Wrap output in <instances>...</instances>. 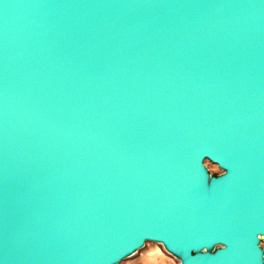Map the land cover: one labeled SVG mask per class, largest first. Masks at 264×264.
Wrapping results in <instances>:
<instances>
[{
  "label": "water",
  "instance_id": "1",
  "mask_svg": "<svg viewBox=\"0 0 264 264\" xmlns=\"http://www.w3.org/2000/svg\"><path fill=\"white\" fill-rule=\"evenodd\" d=\"M262 224L264 0H0V264H264Z\"/></svg>",
  "mask_w": 264,
  "mask_h": 264
},
{
  "label": "rangeland",
  "instance_id": "2",
  "mask_svg": "<svg viewBox=\"0 0 264 264\" xmlns=\"http://www.w3.org/2000/svg\"><path fill=\"white\" fill-rule=\"evenodd\" d=\"M210 173L219 174L221 170L217 165L205 161ZM261 246L264 248V241ZM178 260L172 255L168 254L160 244L154 242H147L145 246L140 249L133 256L123 260L119 264H177Z\"/></svg>",
  "mask_w": 264,
  "mask_h": 264
},
{
  "label": "snow or ice",
  "instance_id": "3",
  "mask_svg": "<svg viewBox=\"0 0 264 264\" xmlns=\"http://www.w3.org/2000/svg\"><path fill=\"white\" fill-rule=\"evenodd\" d=\"M262 227H264V224H262ZM193 255H195V253H193Z\"/></svg>",
  "mask_w": 264,
  "mask_h": 264
}]
</instances>
